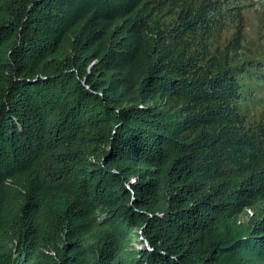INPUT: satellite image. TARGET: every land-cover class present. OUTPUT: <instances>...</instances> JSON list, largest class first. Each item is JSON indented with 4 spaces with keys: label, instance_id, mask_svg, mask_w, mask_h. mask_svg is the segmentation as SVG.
Instances as JSON below:
<instances>
[{
    "label": "trees",
    "instance_id": "16d2710c",
    "mask_svg": "<svg viewBox=\"0 0 264 264\" xmlns=\"http://www.w3.org/2000/svg\"><path fill=\"white\" fill-rule=\"evenodd\" d=\"M166 6L175 20L155 27ZM211 10L0 0V264H264L247 70L190 52Z\"/></svg>",
    "mask_w": 264,
    "mask_h": 264
},
{
    "label": "rangeland",
    "instance_id": "374dc122",
    "mask_svg": "<svg viewBox=\"0 0 264 264\" xmlns=\"http://www.w3.org/2000/svg\"><path fill=\"white\" fill-rule=\"evenodd\" d=\"M210 28L206 39L189 38L196 64L216 72L223 67L240 68L236 73L241 86L236 106L247 127L264 122V0H210ZM161 8V7H160ZM170 6L159 9L155 27L166 28L175 20ZM200 52V53H199ZM238 72V71H236ZM251 214L246 211L240 220Z\"/></svg>",
    "mask_w": 264,
    "mask_h": 264
}]
</instances>
